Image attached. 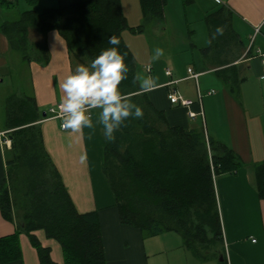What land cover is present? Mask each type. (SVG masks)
I'll use <instances>...</instances> for the list:
<instances>
[{
  "label": "trees",
  "instance_id": "trees-1",
  "mask_svg": "<svg viewBox=\"0 0 264 264\" xmlns=\"http://www.w3.org/2000/svg\"><path fill=\"white\" fill-rule=\"evenodd\" d=\"M34 5L38 0H24ZM195 0H183L186 7ZM167 0H140L144 21L164 18ZM13 2L0 0V8L10 9ZM210 47L222 40H237L231 19L222 11L207 16ZM223 27V35L213 34ZM128 26L120 0H85L67 7L46 8L38 13L24 11L16 22L0 26L10 46L30 60L29 33L35 29L43 37L57 31L67 44L72 59L90 64L102 49L112 47L111 35L120 39L119 50L127 53L128 79L120 88L143 110L140 119L129 118L103 149V173L116 199L120 222L139 229L143 235L157 236L175 231L184 246L198 261L216 259L221 251V224L217 210L214 180L235 175L242 167L238 156L226 145L206 136L204 129L171 127L163 111L155 108L148 94L139 93L133 83L136 59L124 41ZM226 37V38H225ZM237 42V41H236ZM42 54L47 47L41 44ZM220 70L219 75L238 93L239 78ZM24 99V100H23ZM35 100L10 95L6 100V128L10 130L13 156L7 161V175L0 188L3 217L17 224L16 232L0 238V264L21 260V234L30 237L40 264H57L50 250L41 245L34 232L43 230L62 248L64 264H107L97 212L77 211L57 169L45 150ZM254 187L264 199V162L253 165ZM18 212H15V208ZM222 252V253H221Z\"/></svg>",
  "mask_w": 264,
  "mask_h": 264
},
{
  "label": "crops",
  "instance_id": "crops-1",
  "mask_svg": "<svg viewBox=\"0 0 264 264\" xmlns=\"http://www.w3.org/2000/svg\"><path fill=\"white\" fill-rule=\"evenodd\" d=\"M52 1V8H58L85 0ZM120 2L132 29L145 25V30L159 21H144L140 0ZM172 2L177 4L176 0ZM168 4L169 0L163 19ZM187 8L199 11L197 16L204 23L206 42L199 46L177 44L168 51L164 47V55L159 60L153 61V55L150 56L144 69L158 87L146 93L155 108L166 114L171 127L204 129L207 137L226 145L238 156L243 167L235 175L214 180L221 224L220 249L225 254L226 264H264V199L258 196L251 171L253 165L264 162V0H195ZM220 10L231 19V30L237 35V42L232 39L228 44L222 40L220 47L209 49L206 18ZM187 17L184 19L188 25ZM16 21L3 20L0 26ZM257 27L259 33L251 46ZM192 35L190 33L189 38ZM29 41L30 60H25L0 32V188L7 175V161L13 156L11 146L6 144V140L11 141L10 130L6 128V100L13 94L31 97L39 111L36 124L45 150L77 211L98 213L107 264H220L222 254L216 259L198 261L184 246L178 232L146 236L139 229L120 222L116 199L103 173V149L112 141L105 139L102 126L97 125L94 133L87 128L73 133L63 130L61 120L49 115L50 107L60 105L59 82L81 63L71 58L65 40L57 31L43 37L37 30L30 29ZM43 43L47 47L46 58L40 48ZM182 52H190L192 61H177L176 55ZM132 53L138 62L135 52ZM232 66L235 71L229 74L239 78L238 93H232L230 85L219 75L220 70ZM189 69L199 75L197 80L190 77ZM167 70L172 76L166 75ZM172 81L178 82L170 84ZM15 84H19L16 90ZM19 87L25 89L20 92ZM171 90L194 101L190 109L197 113L196 117L191 118L188 109L169 102ZM93 119H96V110ZM17 227L15 222L3 217L0 209V238L13 235ZM34 235L50 250L55 263L64 264L62 248L56 240L48 238L43 230ZM20 245L21 260L9 264H40L29 236L21 234Z\"/></svg>",
  "mask_w": 264,
  "mask_h": 264
},
{
  "label": "clouds",
  "instance_id": "clouds-1",
  "mask_svg": "<svg viewBox=\"0 0 264 264\" xmlns=\"http://www.w3.org/2000/svg\"><path fill=\"white\" fill-rule=\"evenodd\" d=\"M223 32V27H218L212 38L223 35ZM108 43L112 47L102 49L90 64H78L59 82L62 96L58 118L61 127L73 133L83 132L85 128L94 133L97 125L102 126L105 139L114 141V133L124 122L129 118H142L143 110L120 88L122 82L128 79L130 71L125 62L127 53H122L118 47L120 39L111 35ZM163 55V49L156 48L152 59L159 60ZM133 83L139 84L141 94L158 87L154 78L140 73L133 76Z\"/></svg>",
  "mask_w": 264,
  "mask_h": 264
},
{
  "label": "rangeland",
  "instance_id": "rangeland-1",
  "mask_svg": "<svg viewBox=\"0 0 264 264\" xmlns=\"http://www.w3.org/2000/svg\"><path fill=\"white\" fill-rule=\"evenodd\" d=\"M9 1L13 2L14 6L10 9L2 8L0 11V22H3V20H18L21 14L27 10H35L40 13L46 8L54 7V5H52V0H38V2L34 5H29L24 0ZM176 1L177 4L172 2V0H169L170 5L168 4L169 7L166 9L165 19L159 20L153 26L147 27L142 32H135L130 29L123 32V38H125L131 50L135 52L138 61L136 62L137 73L152 77L151 74H148L144 68L149 63L150 56L154 54V50L156 48H161L164 51L165 47L166 51H168L169 47L176 46L177 44L185 46L196 44L199 46L206 42L204 23L201 22V19L197 16L199 11L194 10L193 8H189V10H187L188 8L184 5L183 0ZM186 17L188 25L184 19ZM190 33H193L191 38H189ZM176 56L178 57H175V59L179 62L192 61L190 52L178 53ZM22 77L24 79V73ZM208 79H210V77H208ZM18 86L19 84H15L14 90H16ZM24 89L25 88L19 87L20 92ZM15 212H18L17 207L15 208Z\"/></svg>",
  "mask_w": 264,
  "mask_h": 264
},
{
  "label": "built area",
  "instance_id": "built-area-1",
  "mask_svg": "<svg viewBox=\"0 0 264 264\" xmlns=\"http://www.w3.org/2000/svg\"><path fill=\"white\" fill-rule=\"evenodd\" d=\"M259 33V28L257 27L255 29V32L254 34L252 35L251 37V46L254 44L255 40H256V37ZM249 51V50H248ZM263 64H264V61H263ZM151 69L150 68H147V71H150ZM189 74L191 75L190 77L197 80L199 75L197 74H194L193 73V70L192 69H189ZM166 75L167 76H172L171 72L169 70L166 71ZM178 81H172L170 82V84H174V83H177ZM213 91L210 93L212 94ZM201 95L199 93V100H201ZM168 100L169 102L172 104V105H175V106H178V107H183V108H186L188 109V115L191 117V118H194L197 116V113L191 111V106H193L194 104V101L193 100H190V99H187L185 97H183L178 91L176 90H171L169 93H168ZM49 115L51 118H58L59 117V105H54L52 107H50L49 109ZM63 129V128H62ZM65 130V129H63ZM6 144L8 146H11V141L10 140H6Z\"/></svg>",
  "mask_w": 264,
  "mask_h": 264
},
{
  "label": "water",
  "instance_id": "water-1",
  "mask_svg": "<svg viewBox=\"0 0 264 264\" xmlns=\"http://www.w3.org/2000/svg\"><path fill=\"white\" fill-rule=\"evenodd\" d=\"M44 116H46V114L44 113Z\"/></svg>",
  "mask_w": 264,
  "mask_h": 264
},
{
  "label": "bare ground",
  "instance_id": "bare-ground-1",
  "mask_svg": "<svg viewBox=\"0 0 264 264\" xmlns=\"http://www.w3.org/2000/svg\"><path fill=\"white\" fill-rule=\"evenodd\" d=\"M24 100V99H23Z\"/></svg>",
  "mask_w": 264,
  "mask_h": 264
}]
</instances>
